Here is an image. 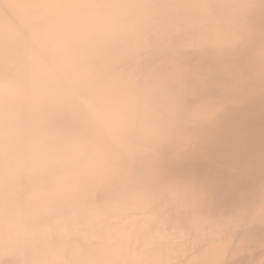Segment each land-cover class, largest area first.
<instances>
[{
	"label": "bare ground",
	"instance_id": "bare-ground-1",
	"mask_svg": "<svg viewBox=\"0 0 264 264\" xmlns=\"http://www.w3.org/2000/svg\"><path fill=\"white\" fill-rule=\"evenodd\" d=\"M0 264H264V0H0Z\"/></svg>",
	"mask_w": 264,
	"mask_h": 264
}]
</instances>
